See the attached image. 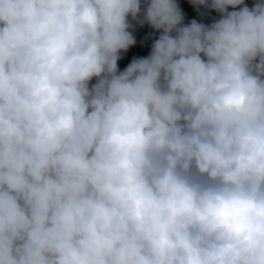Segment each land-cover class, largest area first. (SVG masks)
Masks as SVG:
<instances>
[{
    "label": "clouds",
    "instance_id": "obj_1",
    "mask_svg": "<svg viewBox=\"0 0 264 264\" xmlns=\"http://www.w3.org/2000/svg\"><path fill=\"white\" fill-rule=\"evenodd\" d=\"M192 3L0 0V264H264V0Z\"/></svg>",
    "mask_w": 264,
    "mask_h": 264
},
{
    "label": "trees",
    "instance_id": "obj_2",
    "mask_svg": "<svg viewBox=\"0 0 264 264\" xmlns=\"http://www.w3.org/2000/svg\"><path fill=\"white\" fill-rule=\"evenodd\" d=\"M175 2L181 9L183 24L195 19L198 23L210 25L221 16L215 9L205 8L203 5H194L192 0H175ZM146 3L147 0H141V10H143ZM236 6L228 5L226 9L228 11L236 10L238 8ZM129 20L133 27L128 29V31L132 33L135 42L126 50H119V58L116 62L118 72L122 71L133 58L147 56L151 51L153 41L156 39V29L152 28L147 22L141 25L136 23L135 20H131V18ZM172 34L175 35V33ZM95 79L93 77L89 81V86L95 83Z\"/></svg>",
    "mask_w": 264,
    "mask_h": 264
}]
</instances>
